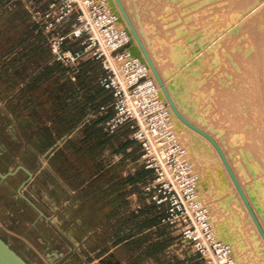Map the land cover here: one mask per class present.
Returning <instances> with one entry per match:
<instances>
[{"label":"crops","instance_id":"1","mask_svg":"<svg viewBox=\"0 0 264 264\" xmlns=\"http://www.w3.org/2000/svg\"><path fill=\"white\" fill-rule=\"evenodd\" d=\"M101 72L93 61L74 71L51 62L28 16L0 49V172L21 165L33 174L23 186V170L0 179L4 240L32 250L36 264H78L76 248L92 264H200L172 254L175 236L153 204L134 209L151 171L137 162L140 148L126 128L103 130L112 96L98 84Z\"/></svg>","mask_w":264,"mask_h":264},{"label":"rangeland","instance_id":"2","mask_svg":"<svg viewBox=\"0 0 264 264\" xmlns=\"http://www.w3.org/2000/svg\"><path fill=\"white\" fill-rule=\"evenodd\" d=\"M119 2L161 78V86L189 126L175 116L212 150V154L190 156L213 226L231 240L239 264H264V241L219 152L204 134L190 127L217 144L264 232V161L246 151L245 143L250 140L238 136L234 117L242 114L248 130L264 133V97L257 114L246 96L249 91L227 104L228 92L239 94L249 85L259 89V97L264 95V0ZM183 129L178 128L180 136L187 140ZM220 168L228 182L223 187L218 179ZM0 236L9 240L2 232ZM174 242L172 254L189 251L177 236ZM30 264H36L35 258Z\"/></svg>","mask_w":264,"mask_h":264},{"label":"built area","instance_id":"3","mask_svg":"<svg viewBox=\"0 0 264 264\" xmlns=\"http://www.w3.org/2000/svg\"><path fill=\"white\" fill-rule=\"evenodd\" d=\"M5 8L26 12L45 36L51 62L72 71L87 61L99 64L98 84L112 96V113L103 120V130L113 134L126 128L128 138L140 148L137 162L151 171L138 184L140 201L134 209L153 204L161 213L160 224L202 264H239L231 245L213 226L199 194V175L177 137L171 109L159 99L146 64L129 52L131 32L108 0H9ZM99 112L107 114V107L100 106ZM72 251L82 264H92L87 260L90 252Z\"/></svg>","mask_w":264,"mask_h":264},{"label":"bare ground","instance_id":"4","mask_svg":"<svg viewBox=\"0 0 264 264\" xmlns=\"http://www.w3.org/2000/svg\"><path fill=\"white\" fill-rule=\"evenodd\" d=\"M110 2L112 4L113 8L115 9V11L119 14L120 18L124 19V16H123V14L121 12V9H120L119 5L116 3V0H110ZM132 43H133L132 50H133L134 54H136L138 56V58L142 62H144L146 64V66L148 68V74H152V76L154 77V81L156 83V89L158 91L159 99L163 103H166L169 106V108L171 109V112H172V115H173L172 116L173 125H174V128L176 129L177 137L180 140V142L185 146V148L187 150L188 158L193 163L192 157L190 156V153H193L194 155H200L201 153H202V155H205V154H203L204 152H206V155L207 154H212L211 148L208 147L207 143H205V141L203 139H201L200 135H198V133H192L190 131L191 129L188 127L189 125L187 124V121H185V120L183 121L182 120L188 126L185 125L180 119H178L175 116V114H174V112H173V110H172V108H171V106L169 104V101H168L167 97L165 96V94L163 92L162 86L159 84V82L155 78V76L153 74V71H152L151 67L149 66V64H148V62H147V60H146V58H145L140 46L138 45L136 40H132ZM162 85H163V83H162ZM251 86L249 85L248 87L244 88V91H242L239 94L228 92L229 97L227 99V104L234 103V100L236 98H238L239 96H242V95H246V92L249 91L246 96L249 97V99L251 98L250 100H252L254 105H255L254 108H253V111H254L253 114H257L258 113V104H259V102H262V100L260 98L264 97V95H262V96L260 95V97H259V89L257 87L252 88ZM234 117H235V120H236L235 123H236L237 132H239L238 136L241 139H249L250 140L249 142L245 143L246 151H249V152L253 153L255 155V158L258 161L263 162L264 161V133L256 134L254 131L248 130L246 128V118L242 114L235 115ZM181 127H184L183 130L185 132V136H186L187 140L186 139L184 140L180 136L181 134L179 133L178 128H181ZM190 127L193 128L192 126H190ZM193 129H195V128H193ZM188 142H189V144H188ZM193 166H194L195 171L198 173L194 163H193ZM198 175H199V173H198ZM218 179H219V185L221 187H223V186L228 184L226 175L224 174V172L222 171L221 168L218 170ZM199 194L201 195L200 181H199ZM201 197L203 198L202 195H201ZM203 200H204V198H203ZM206 205H207V203H206ZM207 207H208V205H207ZM209 212H210V215H211V210L210 209H209ZM215 230L217 231L216 228H215ZM221 237H223L229 244H231V240L229 238L226 239L223 235H221ZM232 251H233V248H232ZM233 254H234V251H233Z\"/></svg>","mask_w":264,"mask_h":264},{"label":"water","instance_id":"5","mask_svg":"<svg viewBox=\"0 0 264 264\" xmlns=\"http://www.w3.org/2000/svg\"><path fill=\"white\" fill-rule=\"evenodd\" d=\"M108 2H109V5L111 6V8L114 10V12H115L117 15H119V14L115 11V9L113 8V6H112L110 0H108ZM116 3L119 5V7H120V9H121V12H122V14H123V16H124V19H121L120 16H119V18H118L119 21H120V22H123V21H124V22L127 24L128 28H129V30H130V32H131V35H132V40H136V41H137V43H138V45L140 46V48H141V50H142V52H143V54H144V56H145V58H146V60H147V62H148V64H149V66L151 67V69H152V71H153V74L155 75V77H156L157 81L159 82V84L162 85V81H161V79H160L158 73L156 72V70H155V68H154V66H153V64H152V62H151V60H150L148 54L146 53L145 49L143 48L142 43L140 42V40H139V38H138V36H137V34H136V32H135V29H134V27L132 26L130 20L128 19V17H127V15H126L124 9L122 8V6H121L119 0H116ZM132 40H131L130 44L128 45V50H129V52L131 53V55H133V56H135V57H138L136 54H134V52H133V50H132V48H133ZM162 89H163V92H164L165 96L167 97V99H168V101H169V104H170V106H171L173 112H174V113H175V114H176L181 120L184 121V119L182 118V116L177 112L176 108L174 107V105H173V103H172L170 97L168 96V93H167V91L165 90V88L162 87ZM191 126H192V125H191ZM192 127H193V126H192ZM193 128H195L196 130H198L196 127H193ZM198 131L201 132L200 130H198ZM201 133L204 134V136H206V137H207V138H208V139L214 144V146L216 147L217 151L219 152V155H220V157H221V159H222L224 165L226 166V168H227V170H228V172H229V174H230V176H231V178H232V180H233L235 186L237 187V190H238L240 196L242 197V199H243V201H244V203H245V205H246V207H247V209H248V211H249L251 217L253 218V221L255 222V225H256L257 229L259 230V233H260V235H261V237H262V239H263V241H264V232H263V230H262V228H261V226H260L258 220L256 219V217H255V215H254V213H253V210L251 209V207H250V205H249V203H248V201H247V199H246V197H245V195H244V193H243L241 187L239 186V184H238V182H237V180H236V178H235V176H234L232 170L230 169V167H229V165H228V163H227V161H226V159H225L223 153L221 152V150L219 149V147L217 146V144H216V143L210 138V136H208L207 134H205V133H203V132H201ZM18 170H23V171L26 173V175H27V178H26L24 181H22V183L20 184L21 186H23V185H24V184H25V183H26V182L32 177L33 174H32L31 171H29L28 169L24 168V167L21 166V165H19L15 170H13V171H9V172H7V173H5V174H2V173L0 172V179H1V180H5V179H6L7 177H9V176H14V175L17 173ZM40 213H41V212H40ZM222 238H223V237H222ZM223 239H224V238H223ZM224 240H225V239H224ZM0 264H30V263H29L24 257H22L21 255H19V254L17 253V251L14 250V249L11 247V245H10L6 240H4V239L0 236Z\"/></svg>","mask_w":264,"mask_h":264},{"label":"trees","instance_id":"6","mask_svg":"<svg viewBox=\"0 0 264 264\" xmlns=\"http://www.w3.org/2000/svg\"><path fill=\"white\" fill-rule=\"evenodd\" d=\"M9 0H0V20H3L5 15H8L7 21L0 23V49L2 50L4 44L10 43L11 40L20 32V27L27 16L26 12L21 8H16L14 10H7L5 4ZM11 20V21H10ZM13 21V22H12ZM41 64V63H40ZM17 251L19 255L26 258V260L31 263L33 258L36 257L32 250H26V246L22 243L14 244L12 247ZM38 264H44L40 259H37Z\"/></svg>","mask_w":264,"mask_h":264}]
</instances>
